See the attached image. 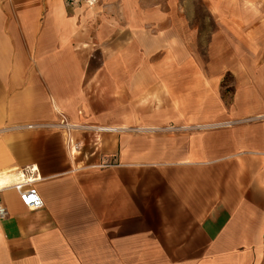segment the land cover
I'll return each instance as SVG.
<instances>
[{"label":"crops","instance_id":"crops-1","mask_svg":"<svg viewBox=\"0 0 264 264\" xmlns=\"http://www.w3.org/2000/svg\"><path fill=\"white\" fill-rule=\"evenodd\" d=\"M203 1L208 64L189 0H0V264H264V0Z\"/></svg>","mask_w":264,"mask_h":264},{"label":"rangeland","instance_id":"rangeland-1","mask_svg":"<svg viewBox=\"0 0 264 264\" xmlns=\"http://www.w3.org/2000/svg\"><path fill=\"white\" fill-rule=\"evenodd\" d=\"M154 0H148V2H152ZM189 1H192L194 3H196L197 5V11H196V15H195V20L198 24V27L200 26L201 28V36L199 38V40H197V43H195V49H196V44H197V49L199 48L200 50V53H201V60L203 62H205V64H208L209 61H210V58H209V33L211 30L214 29V22L213 20L210 18V15L208 13V10L205 6V3L203 0H189ZM183 16H185L186 18L188 19H192L193 18V10L192 9H186V10H183L182 12ZM191 21V20H190ZM186 37L189 38V40L192 39V36L191 34H186ZM192 43V42H190ZM193 45V44H192ZM191 45V46H192ZM199 45V46H198ZM190 50L193 49L192 47H188ZM152 61H148V64L149 66H156V65H160V64H164V65H168V66H171V65H176V63L174 62V64L169 60L168 62H165L166 59H162L160 57H156L155 58V61L154 59H152ZM161 60V61H160ZM143 64L142 60L141 59H137V65H141ZM193 64V61L192 59L189 61V63H185V65H191ZM174 76H177L176 74H174ZM137 77L139 78V82H146L148 81V75L146 74H137ZM177 78H179V82H181L182 78L183 79H186L185 80V85L187 86L188 83L191 82V79H192V75L191 74H188L187 71L184 73V74H179L177 76ZM227 82H230V77L229 75H224L223 79H222V87L224 88L226 86V83ZM191 88V86H190ZM225 91V90H224ZM224 94V93H223ZM222 94V97H224V95Z\"/></svg>","mask_w":264,"mask_h":264},{"label":"built area","instance_id":"built-area-1","mask_svg":"<svg viewBox=\"0 0 264 264\" xmlns=\"http://www.w3.org/2000/svg\"><path fill=\"white\" fill-rule=\"evenodd\" d=\"M68 5H74L79 3H88L94 4L97 0H65ZM62 126H65L67 130L71 127L67 123H61ZM70 146L72 151L79 149V144L75 143L71 138H69ZM34 168L26 169L23 171L21 180L19 183L14 185L15 190L18 192L19 197L22 203L31 210L40 209L44 206V201L40 194L31 186L35 182L36 178L33 177ZM31 175V176H29ZM8 214L6 207L0 203V219L6 217Z\"/></svg>","mask_w":264,"mask_h":264},{"label":"bare ground","instance_id":"bare-ground-1","mask_svg":"<svg viewBox=\"0 0 264 264\" xmlns=\"http://www.w3.org/2000/svg\"><path fill=\"white\" fill-rule=\"evenodd\" d=\"M99 130H105V129H109L107 127H98Z\"/></svg>","mask_w":264,"mask_h":264}]
</instances>
